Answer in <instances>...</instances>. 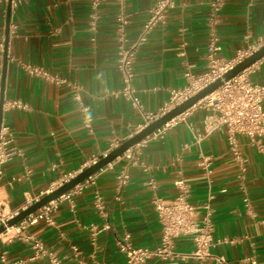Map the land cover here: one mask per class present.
Returning a JSON list of instances; mask_svg holds the SVG:
<instances>
[{
    "label": "crops",
    "instance_id": "0c3cea01",
    "mask_svg": "<svg viewBox=\"0 0 264 264\" xmlns=\"http://www.w3.org/2000/svg\"><path fill=\"white\" fill-rule=\"evenodd\" d=\"M158 1L126 0L123 7L108 1L97 12L91 0H27L10 8L6 68L0 54V101H20L27 108L2 109V123L12 136L9 149L20 152L0 169L2 216L21 213L62 177L80 174L108 154L113 143L138 133L147 124L146 115H157L173 92L188 86L187 74L198 78L207 73L212 35L219 38L221 60L234 59L264 39V0H225L215 19L212 0H173L166 20L150 32L137 55V109L121 94L118 16L123 12L128 19L125 33L131 43ZM8 11L9 0H0L4 45ZM23 65L45 69L61 83L30 76ZM248 75L252 83L264 84V59ZM74 86L82 88L79 100ZM85 116L92 119L91 130ZM216 117L204 103L197 104L165 131L133 147L130 158L116 159L70 199L57 201L52 225L38 221L26 233L63 264H124L119 242L126 235L135 248L160 245L162 228L153 197L175 198L182 181L189 202L199 208L200 222L206 215L202 206L210 201L211 254L228 264H264V153L241 139L242 171ZM205 159L208 169L202 166ZM124 174L129 180L120 187ZM176 249L190 252L191 240H177ZM0 264L51 263L34 259L33 249L14 227L0 235Z\"/></svg>",
    "mask_w": 264,
    "mask_h": 264
},
{
    "label": "built area",
    "instance_id": "2783aa9c",
    "mask_svg": "<svg viewBox=\"0 0 264 264\" xmlns=\"http://www.w3.org/2000/svg\"><path fill=\"white\" fill-rule=\"evenodd\" d=\"M26 1L27 0H12L11 9H16L19 5ZM108 1L118 2L122 7L126 2V0H91V7L93 11L97 12L103 3ZM224 4L225 0H212L210 8L211 17L213 19L217 18L221 13ZM173 7V0H159L151 9L150 17L148 18L138 37L131 43L128 41L125 33L126 27L128 25V19L123 14V12L118 16L117 68L123 81L121 94L125 99L131 101L132 105L137 109L141 108V102L139 97L136 95V89L134 87L135 63L139 49L147 42L150 32L159 23H163L166 20L169 11L172 10ZM262 47H264V39L259 40L256 45H251L248 47V49L238 52L234 59L221 60L218 57V54L221 51L219 38L217 35H212L207 45V73L198 78H192L190 74H187V78L189 79L188 86L183 91L173 92L169 102L157 115H146L145 118L147 120V124L141 127L138 133L149 123L165 115L216 81L222 80L224 75H226L234 67H236ZM4 50L5 45L0 43V54L4 53ZM252 67L245 70L235 78L227 82H223L220 88L198 103H204V105L208 106L214 111L217 116L216 127H224L226 129V138L229 152L233 160L240 165L242 171L245 170V160L241 150V139H246L250 144L256 146L259 151L264 153V144L260 142V140L264 139V84H255L251 82L248 71ZM23 68L30 76L42 78L52 83H61L60 79L52 76L45 69L31 65H23ZM73 90L76 95L75 98L79 100V93L81 92L82 88L79 86H74ZM3 107L8 109L22 110L27 108V106L20 101L7 102L3 104ZM174 121L175 120L166 124L155 133H162ZM91 123V117L85 116L84 124L89 130H91ZM11 144L12 136L9 128L1 122L0 169L15 156L20 155L19 151L9 149ZM120 145V143H113L109 153L118 148ZM132 149L133 147L127 150L121 157L124 156L130 158ZM99 160L93 161L92 165L96 164ZM112 163L106 167H110ZM202 166L206 169L210 167V162L208 159L204 160ZM75 176L77 175H65L56 183L55 188L49 193L69 182ZM90 179L91 177L86 181H89ZM128 180L129 176L127 174L121 176L119 180L120 187L126 186ZM83 183L76 186L72 191L61 196L59 199L45 205L35 214L30 215L15 226L17 228L19 237L24 242L29 244L33 249L34 259L44 257L48 258L51 264H63V261L55 254L49 253L46 250L41 241H39L35 236L27 234L26 231L30 226L36 224L38 221H44L46 224L52 225V216L56 207V202L60 199H70L72 193L80 190ZM177 186L180 187V192L175 198L169 200L159 196H154L152 200L153 209L157 214L162 228V240L160 245L155 249L135 248L130 243V237L126 235L123 241L119 242V250L125 256L124 264H208L212 260L216 264H228L227 261L222 257H214L211 254V248L213 247V225L210 222V201L202 206L206 212V215L200 222L198 216L199 208L189 202L187 187L182 181H179ZM39 200L40 199L34 201L28 207ZM97 203L100 204L99 199H97ZM245 203H248L247 199H245ZM16 215L4 217L0 214V226L6 225V222ZM108 228V226H105V229ZM9 229L7 228L4 233L8 232ZM184 238H188L192 242L193 249L188 253L179 252L176 249V241ZM252 264L257 263L252 262Z\"/></svg>",
    "mask_w": 264,
    "mask_h": 264
},
{
    "label": "water",
    "instance_id": "95a60500",
    "mask_svg": "<svg viewBox=\"0 0 264 264\" xmlns=\"http://www.w3.org/2000/svg\"><path fill=\"white\" fill-rule=\"evenodd\" d=\"M11 1L12 0H9V11H8V18H7V30H6L5 50H4V68H6V64H7V46H8V40H9ZM263 59H264V47H262L257 52L253 53L250 57H248L243 62L238 64L236 67H234L231 71H229L226 75H224L222 80L216 81L215 83L211 84L210 86H208L201 92L197 93L195 96L191 97L184 103L180 104L176 108L166 113L165 115L149 123L139 133L135 134L132 138L123 142L118 148L111 151L105 157H102L96 164L88 167L87 169L82 171L80 174L75 176L73 179H71L69 182L65 183L64 185L54 190L53 192L45 195L42 199H40L39 201H37L36 203L31 205L27 209L23 210L21 213H18L12 219L8 220L6 222V225L0 226V235L3 234L7 228L8 229L14 228L21 221H23L30 215L35 214L45 205L59 199L61 196L72 191L76 186L82 184L83 182L88 180L90 177L95 175L97 172L104 169L107 165L111 164L116 159L121 157L127 150L140 144L141 142L146 140L148 137L153 135L155 132H157L159 129H161L163 126L172 122L179 116L185 114L188 110L192 109L201 100H203L204 98H206L207 96L215 92L218 88H220L223 82H227L235 78L236 76H238L239 74H241L242 72L249 69L250 67H252L253 65H255L256 63H258L259 61ZM3 81H4V75H3ZM2 109H3V99H1L0 101V123L2 122V115H3ZM180 264H195V263H180Z\"/></svg>",
    "mask_w": 264,
    "mask_h": 264
}]
</instances>
